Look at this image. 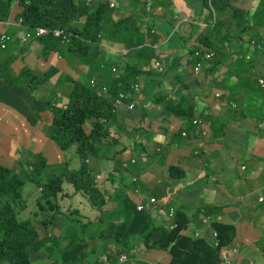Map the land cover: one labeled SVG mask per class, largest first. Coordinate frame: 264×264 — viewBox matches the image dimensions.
Masks as SVG:
<instances>
[{"label":"crops","instance_id":"0c3cea01","mask_svg":"<svg viewBox=\"0 0 264 264\" xmlns=\"http://www.w3.org/2000/svg\"><path fill=\"white\" fill-rule=\"evenodd\" d=\"M113 1L116 2V8L114 9L122 17L141 10H145L148 14L145 16V20H149L151 15H155L156 21L153 23L151 30L153 35H149L146 38L151 36V43L153 44L156 40H160V43L155 47L159 58L169 57L172 60L174 57H181L183 63L187 59V50L191 46L215 45L214 42L212 43L211 37H215V29L219 26L223 35L222 41L231 44L229 60L222 69L228 68V65L231 64V68L241 72L242 75H248L250 70L255 75L264 72V0ZM147 2H149V7L155 8L160 14L148 13V9H146V6H148ZM232 7H241L250 14V29L243 34L242 38L237 36L238 26L232 20V11L230 9ZM17 12L18 10L13 7L11 18L8 17L5 21H0V32H7L14 36L15 39H18L24 30V27L18 25V21L13 19L14 14ZM213 16L216 22L220 21V25L215 24V21H212L211 25L209 24ZM113 19H116V17L113 16ZM168 19L170 21H173V19L178 20L177 28H183L185 23H189L191 30H188V35L183 32H181V35L175 34L179 31H172V26ZM144 28L145 31L143 32L147 33L146 26ZM253 40L255 41L254 44H252ZM193 41H196V43H191ZM32 42H34L33 48L37 51L39 50L38 42L30 40L25 44L26 55L27 48ZM121 45L125 47L122 43ZM157 49L163 51L158 53ZM128 53V50L124 53L121 52L120 48V53L115 54L114 58H118L124 63H137V60L127 57ZM238 53L245 54L244 61L239 65H237V61L240 59ZM159 58L157 59L159 60ZM59 60H64V57L61 58L56 52L52 51L47 58L41 57L38 53L26 63L38 71L45 70L49 65L64 69L57 66ZM20 63H23L21 58H16L12 67L13 65L18 66ZM75 63L67 57L66 68H75ZM152 63L153 59L149 63L142 61L141 66L145 71L155 70L152 68ZM250 63L252 65H249ZM185 70L187 73L185 72L184 74L183 86L178 87L176 84L164 85V81L151 95L152 102L148 100L144 86V99L139 102L142 106V108H139L141 118L136 111H129L125 104L117 108L116 118L119 122V131L128 132V137L132 139L137 137L136 134L138 132L143 137V140H139V144L134 141L132 146L125 144L120 151V155L130 153L131 157L143 156L145 160L147 159V162L144 160L137 166L129 167L126 172L122 171L121 178L127 175L128 188L136 189L135 184L131 182V178L136 177L140 194L153 196L166 210L169 207H175L176 211L181 210L185 213L189 220V225L188 229L183 231V235L193 237L196 232L200 231L202 239L212 245L211 230L205 227L201 217V210L205 209L207 215L216 216L220 219L218 222L232 226L235 230L231 245L225 247L229 253L237 250L236 254L233 255L232 264H248L250 261L252 262L250 264H264V215L255 208L256 205L264 202L261 200L262 198L256 202L257 193L264 191V124L259 129L258 122L251 114L249 116H240L238 107L242 104V95L239 96L236 104H231L229 94H224L225 91L213 82L211 87L214 88V91L216 92L219 88L218 92L223 95L219 100L216 99L215 92H213V98L211 99L208 97V92L211 89L207 86L203 89L201 81L199 79L198 82L195 81L196 77H194V74V76L191 75L190 69L185 68ZM191 71L193 72L192 68ZM259 76L257 79L260 83L259 79L261 78ZM261 76L264 78V75ZM94 78L99 83L103 81V77L99 72L94 73ZM189 78L192 79L189 80ZM189 83H192V85H189ZM64 89L66 94L69 88L65 85ZM202 89L203 91H201ZM157 91L158 93H156ZM177 93L189 98L194 106L195 113L202 114L200 122H194L198 119L196 114L192 121V126H189L183 118L175 114H167L164 111L163 104L166 102L161 103L162 96L177 99ZM35 95L41 97L39 94ZM48 97L53 101L55 100L53 89L49 92ZM207 117L218 119L214 121V125H211V121L207 120ZM41 118L42 122L39 121L36 126L40 123H42V126L50 123L48 122L49 116L47 112L43 113ZM260 122H264V119ZM0 124L3 126L0 129L2 165L15 168L18 163H14L13 166L11 159L15 156H20L16 148L20 144L26 145L25 141L28 139L35 142V140L40 139V136L36 133L33 135L28 133L27 136L10 135L12 126L22 130L24 127H30L31 125L28 119L19 111L1 102ZM41 128L40 132H42ZM183 132L185 133L184 135ZM176 134L178 135L175 137ZM49 141L51 140L44 135V140L40 144H36V148L33 150L41 155L42 152L45 153L42 156L50 167L51 172H53V169L61 164L57 163V161H60L58 154L61 159L64 158V154L50 145ZM117 144H119V141ZM114 145H109L106 150L107 152H112L113 155L117 154V151L113 150ZM133 148H136L140 155L133 151ZM68 153H70V163L76 157L71 154V151L67 152L66 155ZM104 158H108L109 161L110 159L113 160L114 167L119 171L121 170V163L128 160H125L122 156L120 159L110 158L108 153H104ZM34 160L35 156L31 161L23 164L22 171H28L27 166L33 163ZM168 165L170 166L166 167ZM151 166L154 167L151 168ZM171 166L180 170L177 173L180 178L177 179L170 176L169 168ZM90 169L93 177L102 171V167L98 166V164L90 165ZM165 169L168 171L167 174H165ZM149 173H153L157 177L152 178L148 184L145 182V177ZM112 182H114L113 178L104 182L102 187L97 185L104 193L106 200L103 216L100 211L94 210L90 206L86 196L75 191L72 193L62 191L58 196V201L67 205L63 210L66 216L62 214L64 218L62 219L60 230L55 228L54 233H52L56 236L61 234L68 222L66 217L72 218V211L79 212V219L83 224L95 223L98 228L104 224V219H116L119 217L118 212H113L116 202L111 198L113 190H110V186ZM38 189L41 191L40 187ZM78 195L87 202V206L83 207L82 210L72 209L73 206L82 205ZM75 198L77 203L75 201L72 204L71 201ZM140 199H137L136 202ZM129 200L134 205L136 204L134 199ZM209 210H212V212H209ZM156 224L160 225L158 222ZM92 228V226L89 227V229ZM48 229L51 230V228ZM44 232L46 231L43 227L42 234H45ZM140 245L142 247H138ZM133 246V249L128 252L122 251L123 253L118 256L117 248L114 245H103L102 242L97 255L103 256L101 264H170L171 262L172 256L166 250L149 248L145 244H137L135 241ZM95 263L96 260L94 259L89 261V264Z\"/></svg>","mask_w":264,"mask_h":264},{"label":"trees","instance_id":"16d2710c","mask_svg":"<svg viewBox=\"0 0 264 264\" xmlns=\"http://www.w3.org/2000/svg\"><path fill=\"white\" fill-rule=\"evenodd\" d=\"M15 1L23 7L17 14V19L22 20L20 26L25 29L18 37L19 40L11 41L9 46L7 45L4 49L0 45V102L19 111L28 119L31 126H36L39 121L42 122L41 115L49 112L53 116V120L49 126L42 128L43 134L56 144L64 156L73 149L75 157L80 159V168L70 169L68 167L69 159H67L53 169L57 170L58 174L51 173L50 167L41 154H36L34 162L27 166L30 177H23L22 174L26 171H22L23 164L21 163H18L15 168L0 164V264H31L29 249L38 253L39 256L45 253L50 264H89L85 254L90 252L97 255L102 242L103 245H114L119 252H128L134 248L132 241L141 242L149 248L168 251L172 256L170 264H221L220 249L229 247L234 239L235 230L232 226L213 221L212 229L218 233V248H215L202 238L196 239L183 235V231L188 229L189 220L181 210L176 211L177 227L173 230H166L154 222L149 209L137 211L136 205L127 197H123V191H118L112 196L117 203L113 212H118L119 223H110L107 228L95 232L96 235L90 238L81 236L83 230L90 223L79 224L77 220H73V217L79 215L77 211L71 212L72 218L66 217L70 224L68 226L66 224L58 236L52 232L48 233L45 220H42L40 225L44 227L46 234L40 236L37 228L30 222L18 218V214L27 208L26 203L22 201L23 189L28 181L38 177H46L45 183L40 186L41 195L36 201V207L40 213L53 211L49 215V218H52V214L61 212L60 206H58V196L63 191V183L66 182L74 187L76 193L86 196L90 206L94 210L100 211L103 216L105 213L103 208L106 205L105 196L97 186L88 165V159L98 154L95 143L104 136L108 137L110 133V128L107 130L99 122L102 117L100 107L108 99L105 94L98 93L97 88L102 83L109 85V108L105 116H110L119 91L130 90L133 81L137 79L136 76L145 72L141 62L149 63L154 57H159L153 43H145L146 35L141 31L142 27L146 26V34L153 35L152 25L156 21L155 15H151L149 20H145V16L148 15L145 10L133 12L129 16L118 19H113V11L116 9L109 6L108 3L106 7L99 5L91 12L82 10L79 15H85V23L82 27L83 31H79L77 25L70 21L76 16L63 12L70 0H0V21H5L9 17L10 6ZM230 9L232 20L238 26L237 36L242 38L243 34L250 29V14L241 7ZM209 24L211 25L210 22ZM217 25H220V21L217 22ZM37 27L45 29L46 32L45 35L35 39L39 44L38 53L43 58H47L48 54L54 51L63 57L65 53H68V58L76 63L91 64L94 62V56H89L88 50L83 48V37L92 38L95 34H99L100 37L109 41L119 38V42L128 48V57L138 62L124 63L119 76L114 77L110 66L100 57L96 61V68H89L83 74L81 83L68 80L72 88L66 86L70 89L69 92H66L67 105L63 109L57 108L50 98H41L35 95L39 85L47 82L51 75L58 73L56 67L49 65L45 70L38 71L24 62L18 74H14L12 67L16 58H21L24 61L26 57L25 48L20 45L21 36L27 32L33 33ZM55 28H61L68 33V41H62L60 37H55L53 35ZM222 36L221 29L217 26L215 37H211L212 43L214 42L217 46L208 45L215 49L217 54L212 61L208 62L206 71H211L214 75L217 74L218 81L215 83L220 89L229 91L231 104H236L239 96L242 95V104L238 107L240 116L251 114L259 123L264 119V86L258 82L259 75H255L252 70L248 75H242L241 72L231 68V64H229L225 71L219 73L229 60V48L231 47V44L222 41ZM30 40L33 38H30L28 42ZM190 50L193 52V47H190ZM238 56L240 59L237 61V65L245 59V54L238 53ZM159 60L165 69L161 75L172 76L175 69L181 66L182 58L174 57L171 60L169 57H165L159 58ZM187 60L189 64L195 62L188 58ZM96 72L102 75L103 81L95 83L94 78L93 88L89 86L88 80L85 78ZM218 74L221 75L220 78ZM195 81L198 82L196 78ZM175 82L178 87L183 86V75H180ZM146 83L145 89L154 83V87H160L159 79L156 81L146 79ZM176 97L177 99H172L162 96L161 103L166 102L163 104L164 111L167 114H175L183 118L189 126H192V121L196 116L193 104L189 98L180 93H177ZM68 114L72 120L64 119V115ZM208 118L211 120V125H214V121L218 119ZM87 119L95 120L92 122L93 129L90 134H85L82 129V123ZM117 143L118 140L115 139L112 145ZM137 143L139 144V142ZM133 151L140 155L136 148H133ZM141 162L137 160L132 164L129 160L126 163L131 167L137 166ZM178 172L180 170L174 166L169 168L172 178H180ZM110 178L114 179L113 176ZM132 184L138 185L137 182H132ZM61 213L66 216L64 212ZM74 221L78 224H72ZM71 226L73 228L69 233Z\"/></svg>","mask_w":264,"mask_h":264},{"label":"rangeland","instance_id":"374dc122","mask_svg":"<svg viewBox=\"0 0 264 264\" xmlns=\"http://www.w3.org/2000/svg\"><path fill=\"white\" fill-rule=\"evenodd\" d=\"M107 3L109 4V6L114 5V7H112V8H116L115 7L116 2L113 0H70L66 9L63 12H65L67 15H70V14L75 15L76 17L72 18L70 21H71V23L77 25V29L79 31H83L82 27H83V24L85 23V15H79V12L82 10H85L86 12H91V11H93V9L95 7H98L99 5H104L106 7ZM147 5L148 6H146V9H148V13H150V14L154 13L157 15L160 14L159 12L156 11L155 8L149 7V2H147ZM10 7H11V10H10L9 18H11L12 14H13V7H15V9H17L18 12L14 14L13 19L15 21H18V23H19L21 21V19H17V14L19 12H21L23 7L20 6L16 1L13 4H11ZM113 16L116 17V19L124 17V16L122 17V15L118 14L117 10L113 11ZM210 20L215 21V24L217 23L214 16ZM178 22L179 21L176 19H173V21H170V24L172 26V31L173 32L179 31V32L175 33L178 35H181V32L186 33V35H188V30H191V26L189 25V23H185L183 28H180V27L177 28L176 25L178 24ZM37 28H40V27H37ZM142 29H141L142 32L145 31L144 27H142ZM61 31H62L61 28H56L54 30V34H57V33L60 34ZM145 35H146L145 36V43L150 44L152 41L151 36L146 38L149 35H147L146 33H145ZM61 39H62V41H68L69 34L67 33V34L62 35ZM83 39H84V42H83L84 47L83 48H86L88 50L89 56H94V62L91 64H81L80 62H77V63H75L76 64L75 68H72V67L66 68V61H67L68 53H65L64 60H59L57 62V66H59L60 68H64V69L57 68L58 73L51 75L50 79L47 82L39 85L36 92H35V94H39L42 98H45V97L49 98L48 94L51 91V89H53L55 92V100L53 102H54V105L57 106V108L63 109L67 105L68 97H67V94H65L64 86L65 85L66 86L71 85L68 80L70 79L73 82H80L81 83V77L83 76V74H85L89 68H96V61L100 57H102L103 60L110 66V70L112 71L111 73L113 74L114 77H118L119 74L121 73V71L123 70L122 66L124 65V62L118 58H114V55L117 53H120V48H121V52H123V53L125 51H127L128 48L122 47L121 43L119 42V38H114L112 41L107 40L109 42H106L105 41L106 39L100 37L99 34H95L94 37H92V38L83 37ZM159 43H160V40H156V42H154L153 46L157 47V45ZM191 43H196V41H193ZM22 46L24 48H26L25 44ZM123 46H125V45H123ZM194 46L195 45H193L191 47H194ZM203 46H205V45H203ZM33 47H34V42L30 43V45L28 46L27 55H26L23 63H20L18 66L13 65V68L15 71H19L20 68L23 66L24 62L30 61V59L32 57H34L36 54H38V51L36 49H34ZM124 48H126L125 51H124ZM207 48L213 49L212 47H210L208 45H207ZM213 50H215V49H213ZM162 51H160V49H157L158 53H161ZM188 55H187V58L189 60L194 59L193 54H191L189 57H188ZM59 56L61 58H63V56H61V55H59ZM180 63H181V66H179L177 69H175V73L172 76L161 75L162 73H164V70H165L163 68L162 69L157 68L155 70L145 71V72L140 73V75L136 76L137 79L135 81H133L130 90L119 91L118 96L114 100L113 108L111 109L112 114L110 116H105V114L109 108V98H110V95H108L109 85L102 83L101 86L99 88H97L98 93L105 94L106 98L108 99V101L104 102L102 104V106L100 107V112L102 113V117L99 120V122L101 124H103L107 130L110 128V133H109L108 137L104 136L99 140V142L95 143V147L98 151V154L95 155V157H90L88 159V165H89V168H90V165L93 166L94 164H98V166L102 167V171L100 172V174L94 175V179L96 181V184L100 185L101 187L103 186L104 182L111 180V178H107L108 175L114 177V182H112L111 183L112 185L110 186V190H113L111 198L118 191H123L124 192L123 197H127L131 200L134 199V202H136V200L140 199V198L141 199L139 201H141L142 199H144V197H146V196H144L143 193H141V194L139 193L140 192L139 188H136V189H129L128 188L129 181L126 179L127 175H124V178H121L122 171H125V172L127 171V169L123 166V163H121V170L119 171L117 168L114 167V163H113L114 161L113 160L110 159V161H109L108 158H104V153H108L110 158L120 159L122 156L123 158H125V160L128 159L127 161L124 160L125 162H128L132 158L130 153H127V154L124 153V154L120 155V151L122 150L123 146H125V144H129V146H132L133 141L139 142V140H143V137L139 132L136 134L137 137L132 139V138L128 137V132L125 133L123 131H121V132L119 131V129H118L119 122H118V119L116 118V110L118 107L120 108V105L125 104L128 107L127 109L129 111H136L137 114L140 116V118L142 117L141 112L139 111V108H142V106L139 104V102L144 99V96H143V94H145L144 86L147 85L146 79H149L150 81H153V80L156 81L159 79L160 80L159 86L164 81H165L164 85H168V84L171 85V84H176L175 80L180 75H183V83H184V80H185L184 74H185V72L187 73L185 68L186 69L189 68L191 75L194 74L195 76L194 75L193 76L196 77V80L201 81V83L203 85V89L205 86H207L211 89L208 92V97H210L211 99L213 98V92H215V91H214V88L211 87V85L213 82L218 81V79L216 77L217 74L214 75L211 71H206L207 66L202 67L200 72L198 74H196L194 72L193 63H190V64L188 63V65L185 63V61L183 63L181 61ZM191 68L193 69V72L191 71ZM225 70L226 69H224V70L221 69V71H225ZM15 71H14V74H18L20 72V71L19 72H15ZM209 74H211L212 76ZM259 75H260L259 77L261 79H263V81H264V78L261 76V75H264V72H261ZM218 77L220 78L221 75L218 74ZM85 79L88 80L89 86L94 88V83H93L94 82V74L86 77ZM191 79L192 78H189V80H191ZM58 81H59V83H58ZM95 83H96V80H95ZM154 85H155V83L150 84V85H148V89H145L146 95H148V100L151 102H152L151 95L157 89V87H154ZM262 85H264V82L262 83ZM70 88H72V86H70ZM203 89L201 91H203ZM69 91H70V89L67 90L66 92H69ZM217 91H219V88ZM216 92L214 93V95L217 97L216 99L220 100L221 95L218 96L216 94ZM156 93H158V91ZM145 101H147V100H145ZM131 104L133 105L132 108L129 107V105H131ZM47 113L49 116L48 122H51L53 120V116H51L49 112H47ZM196 114L198 115V117H201V115H202L198 112H196ZM64 119L72 120V118H69V114L64 115ZM94 121L95 120H93V119H87L85 122L83 121L82 129H83V132L85 134H90V132L93 129V123L92 122H94ZM260 123H261L260 128H262L263 127L262 125L264 124V122H260ZM49 124L50 123H47L46 125L42 126V123H40L36 127H33V126L24 127L22 130L16 128L15 126H12V133H9L10 135L27 136L28 133H30V135H33L36 133L40 136L39 140H35L36 143L33 140L28 139L25 141L26 145L20 144L19 147L16 148L17 152L20 156H18V157L15 156L11 159V163L13 166H14V163L26 164L28 161H31L36 154H39V153H35L37 151H34L33 149L36 148V144H40L44 140V135H43L44 132H43L42 128L49 126ZM41 126H42V128H41ZM2 127L3 126L0 124V129ZM254 127H256V125H254ZM40 128H41L42 132H40ZM177 135L178 134H176L175 137ZM115 139H117L119 141V144L114 145L113 150L117 151V154L113 155L112 152H107L106 150L108 149L109 145H112L114 143ZM49 144L54 146L58 151H60L53 141H49ZM71 154H73L75 156L73 149L71 150ZM42 155H45V153L42 152ZM69 155H70V153H68L66 156H64V158L61 159L60 155L58 154V159L60 161H57V163H61L62 161L69 159ZM134 158H136L137 160H140V161L145 160L143 158V156H141L140 158L137 156H134ZM102 159H104V161H102ZM79 161H80V159L76 157V159H73L69 163L68 167L70 169H72V168H78L79 169L80 168ZM107 162H108V164H107ZM145 162H147V159L145 160ZM101 163H103V164H101ZM0 164L2 165L1 153H0ZM169 166L170 165H168L166 167H169ZM153 167L154 166H151V168H153ZM51 173L58 174V171L54 170ZM167 173H168V171L165 169V174H167ZM22 175H23V177H30V172L26 171ZM155 177H157L155 174L149 173L145 177V182L149 184L151 179L155 178ZM45 181H46V177H38V178H35L34 180L27 182V184L24 187L23 192H22V201H24L26 203L27 208L18 214V218L20 220L25 221V222H30L35 228H37L40 236H44L46 234V232H44L45 234H42L43 227L40 225V222L42 220H45L47 229L51 228V230L48 229V233L49 232L54 233L55 228H59V230H60L61 222H62V219L64 218V216L62 215L61 212H63V210L67 206V205H64L58 201V206H60L61 212L54 213L52 218H49V215H50V213H53V211H50V213H40L39 212V210L36 207V201L41 195L38 188L40 186H42L45 183ZM131 182H132V179H131ZM159 182H160V180H159ZM62 188H63L64 192L69 191L70 193H72L74 191V187L71 184L66 183V182L63 183ZM78 198L82 201V205L81 206H73L72 209L82 210L83 207L87 206V202L80 195H78ZM260 198H262V200L264 201V191L257 193L256 202H258ZM75 201H76V198L73 199L71 201V203L74 204ZM76 203H77V201H76ZM116 206H117V203H116ZM116 206H115V208H116ZM255 208H257L264 215V202L260 203L259 205H256ZM149 209L152 211L151 217L153 218V220H155L154 222L155 223L158 222L163 228H165L166 230H170L169 225L171 223V219L168 216H166L164 212H161L160 208L149 207ZM166 211L169 212V208ZM158 214H160L161 217H158ZM79 217H80V214L77 217H73V220H77L79 222V224H83L82 221L79 219ZM212 220L213 221H220V219L217 218L216 216H213ZM247 220H249V218H247ZM103 222H104V224L100 228L96 227L95 223H90V225H88V227L83 230V233L81 234V236L84 238L93 237L94 235H96L95 232H98L99 230L107 228L110 223H114V224L119 223L117 218L116 219L110 218L107 220L104 219ZM69 224H70V221L67 223V226ZM72 224H78V223L76 221H74ZM90 226H92L93 228L89 229ZM71 228H73V226H71L69 228V233H71V231H72ZM197 233L198 232H196L193 236L196 239H198V237L196 236ZM133 242L134 241H132V243ZM135 242L137 244L141 243V242H137V241H135ZM138 247H142V245H140ZM136 250L138 251L137 248H136ZM29 253H30L31 264H50V260H49V258H46L45 253H42L40 255L41 257L38 255V253L33 252L30 249H29ZM121 253H123V252H119V250L117 249V255L119 256ZM225 253H226V257L230 258V253L229 252H225ZM85 255H86V259L89 261L92 259L96 260L95 264H101L102 259H103V256H98V255H96L94 253H90V252L86 253ZM220 260H221V264H224V260L222 258L221 252H220ZM230 263H231V261H230ZM4 264H9V263H4Z\"/></svg>","mask_w":264,"mask_h":264},{"label":"built area","instance_id":"2783aa9c","mask_svg":"<svg viewBox=\"0 0 264 264\" xmlns=\"http://www.w3.org/2000/svg\"><path fill=\"white\" fill-rule=\"evenodd\" d=\"M111 6H114V5H111ZM45 34H46L45 29L40 27V28H37L36 30H34L33 33L27 32L25 35H22L21 36V40L25 42V41H28L30 38L40 37V36H43ZM64 34H66V33H65V31L63 29L60 32V34L59 33L54 34V32H53V35L55 37H61ZM9 39H10L9 35L2 34L0 40H1V44H2L3 47L6 46V43L8 42ZM254 43H255V41L252 42V44H254ZM193 52L196 53L197 56L194 59H190V61H192V60L195 61L194 72L196 74H198L200 72V70L202 69V67H204V65H205V63L207 61L212 60L216 56V51L213 50V49L207 48V46H200V47L196 48ZM155 66L157 68H159V69L163 68V64L160 61H155ZM259 81H260L261 85L264 82L263 79H259ZM262 86H264V85H262ZM216 94L219 96V95H221V92H217ZM129 107L132 108L133 105L131 104V105H129ZM130 161H131L132 164H134V163L137 162V159L133 157V158H131ZM123 166L125 168H127L128 164L127 163H123ZM107 178H110V175H108ZM136 181H137V178H135V177L132 178V182H136ZM135 205H136L137 211H144L145 209H149V207H151V208H160V211L164 212L165 215L168 216L171 219V223L169 225V229L173 230V229H175L177 227V223H176V209L174 207H169V212H167L165 210V207L162 206V204L159 201H157V199L154 198L153 196H146L141 201L136 202ZM158 217H161L160 214H158ZM201 217H202L203 223L205 224V227L207 229L211 230V235H212V238H213L212 245L215 248H218V240H217L218 239V233L215 230L212 229V224H213L212 217L206 214L205 209L201 210ZM196 236L201 239L202 238L201 232L198 231ZM233 250H236V249H233ZM220 252L222 253V258L224 260V264H232L233 255L236 254L237 250L232 252V253H230V258L226 257V253L225 252H227V251H226L225 247L221 248ZM231 255H232V257H231ZM230 261H231V263H230Z\"/></svg>","mask_w":264,"mask_h":264},{"label":"water","instance_id":"95a60500","mask_svg":"<svg viewBox=\"0 0 264 264\" xmlns=\"http://www.w3.org/2000/svg\"><path fill=\"white\" fill-rule=\"evenodd\" d=\"M112 7H114V6H112ZM21 23H22V20L18 23V25H21ZM210 23L212 24V21H210ZM65 33H66V32H65ZM2 34H7V35L10 36V39H9L8 42L6 43V46H5V47L2 46V44H1V40H0V45H1V47L4 49V48L7 47V45L9 46V44H10L11 41L15 40V37H14V36H11V35L8 34L7 32L2 31V32H0V39H1ZM66 34H67V33H66ZM36 38H38V37H33V40H35ZM60 38H61V37H60ZM26 43H28V41H25V42H24V41L20 40V45H21V46L24 45V44H26ZM198 47H199V46H198ZM198 47H197V48H198ZM193 49L195 50L196 47L194 46ZM194 50H193V51H194ZM216 54H217V53H216ZM213 59H214V58H213ZM213 59H212V60H213ZM212 60H210V61H212ZM155 61H160V60H158V59L155 58V57L153 58L152 68L157 69V67L155 66ZM187 61H188V60L186 59L185 63L188 65ZM160 62H161V61H160ZM208 62H209V61H207V62L205 63V66H207ZM161 63H162V62H161ZM194 64H195V62H194ZM194 64H193V65H194ZM94 84H95V83H94ZM260 84H261V83H260ZM217 92H218V91H217ZM224 94H228V92L225 91ZM222 95H223V94H222ZM222 95H221V96H222ZM207 120H210V118L207 117ZM210 121H211V120H210ZM194 122H195V123L200 122V117H198V119L195 120ZM260 125H261V123L259 122V123H258V128H259V129H260ZM132 158H133V157H132ZM130 160H131V159H130ZM124 163H126V162H124ZM128 168H129V166H128L126 169H128ZM132 178H134V177H132ZM132 178H131V179H132ZM135 178H136V177H135ZM136 182H137V181H136ZM135 186L138 188V185H135ZM205 211H206V210H205ZM116 248H117V247H116ZM250 263H252V262L250 261ZM250 263L248 262V264H250Z\"/></svg>","mask_w":264,"mask_h":264},{"label":"bare ground","instance_id":"6f19581e","mask_svg":"<svg viewBox=\"0 0 264 264\" xmlns=\"http://www.w3.org/2000/svg\"><path fill=\"white\" fill-rule=\"evenodd\" d=\"M187 52L189 53L188 57L193 54L194 58L197 56L196 53L192 52L190 49L187 50Z\"/></svg>","mask_w":264,"mask_h":264},{"label":"clouds","instance_id":"9594fccd","mask_svg":"<svg viewBox=\"0 0 264 264\" xmlns=\"http://www.w3.org/2000/svg\"><path fill=\"white\" fill-rule=\"evenodd\" d=\"M23 27V26H22ZM25 29V28H24Z\"/></svg>","mask_w":264,"mask_h":264}]
</instances>
